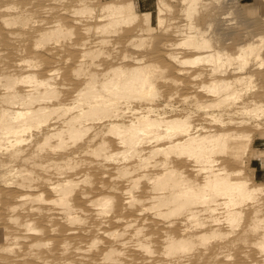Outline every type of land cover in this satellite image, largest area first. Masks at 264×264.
<instances>
[{
	"label": "bare ground",
	"instance_id": "bare-ground-1",
	"mask_svg": "<svg viewBox=\"0 0 264 264\" xmlns=\"http://www.w3.org/2000/svg\"><path fill=\"white\" fill-rule=\"evenodd\" d=\"M182 1L0 0V264H264L260 187L218 165L250 132L189 120L264 119V37Z\"/></svg>",
	"mask_w": 264,
	"mask_h": 264
},
{
	"label": "rangeland",
	"instance_id": "rangeland-1",
	"mask_svg": "<svg viewBox=\"0 0 264 264\" xmlns=\"http://www.w3.org/2000/svg\"><path fill=\"white\" fill-rule=\"evenodd\" d=\"M103 1H109V0H103ZM115 1L119 2L120 0H115ZM140 1H141L140 5L138 7L139 10L140 11H151V23L153 25H156V21H155L156 6H155L154 0H140ZM162 1L169 6V9H168L169 11L162 14V17L168 21L166 22L168 25H176V24L181 25L187 22L188 18L182 15V9L184 6L182 0H162ZM199 6L203 8L201 10L202 14L203 13L208 14L214 11L220 16H222L223 20L225 21L234 20L235 22L237 20L236 21L237 27H235V31L237 32L238 35H241L239 38V40L241 41L247 40L251 36L253 37L255 34L264 37V0H200L198 7ZM195 15L196 14L192 16H195ZM207 21H208V18L206 17L203 19V21H201V23H199L200 22L199 20L198 24L201 27L203 26L205 27V22ZM156 29L160 31V30L165 29V27L163 28V25H159V26H156ZM225 38L226 39L228 38V39L226 40ZM225 38H224L225 46L233 49L234 41L237 39V37L236 36L234 37L225 36ZM151 40L152 39H147V41L146 40L144 41V43L150 44L148 46L150 48L142 47L140 51L141 53L151 52L154 50L155 43H154V40L153 41ZM151 44H153L152 45L153 49L151 48ZM253 69H251V71L248 70L249 72H251V75H252V78L250 81L252 91L251 90L248 91L245 97L241 99V101H245L246 99L251 97V98H254L258 103L263 104L264 102V67L258 68V69L253 68ZM252 70L254 71L253 73H252ZM261 110H264V108ZM261 113L259 111V113L257 114L259 115ZM197 115L199 117L196 115L192 116V118L195 117L193 120L190 117L191 119L189 120L192 124L199 122L198 124H202V125H205L211 128H220V129L236 128L243 132H250L248 133L249 136L251 134V137H249L250 139H248V141L249 140L250 141L247 142L248 144L246 143L247 145H244L243 147L244 149L242 150L243 155H242V158L240 159L241 163L235 162L233 161L234 159L232 160L230 158V156H226L222 154V156L221 155L218 156L220 159L218 165L220 166L224 165V167H226V169L228 170H234V169L238 170L239 169L240 172H242L241 174L243 176L244 175L246 176L245 178L247 180L248 186H257V187L259 186L260 187L259 191L257 192V197L264 198V193H263L264 192V175H260V167L262 168L261 170L262 173L264 172V122H263L264 119H261V117L257 118L258 120L254 118L255 122L251 119L252 122L249 121L250 122L249 123L247 121V123H245L246 121L242 119L243 118L242 115H233L232 118L237 121H233L235 123H226L224 127L221 128L220 126L221 124L218 123L220 121L219 118H218L219 121H214V120L210 121V119L207 116L205 117L203 113L201 114V112ZM260 116L264 118L263 117L264 112ZM222 117H223V120H226V119L229 120V118L227 117V114H225V116L223 114V116H221V119ZM241 119L244 122L238 121ZM255 123L258 124V127L255 125ZM259 123L261 125H259ZM178 163H179L178 165L182 166L180 161H178Z\"/></svg>",
	"mask_w": 264,
	"mask_h": 264
},
{
	"label": "crops",
	"instance_id": "crops-1",
	"mask_svg": "<svg viewBox=\"0 0 264 264\" xmlns=\"http://www.w3.org/2000/svg\"><path fill=\"white\" fill-rule=\"evenodd\" d=\"M262 168L260 167V175H264V172L262 173Z\"/></svg>",
	"mask_w": 264,
	"mask_h": 264
}]
</instances>
